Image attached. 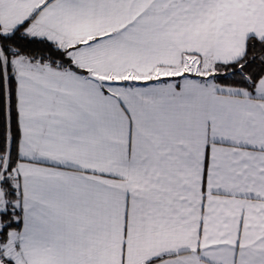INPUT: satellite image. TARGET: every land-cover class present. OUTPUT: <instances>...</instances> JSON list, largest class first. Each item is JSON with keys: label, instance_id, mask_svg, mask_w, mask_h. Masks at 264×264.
Here are the masks:
<instances>
[{"label": "snow or ice", "instance_id": "obj_1", "mask_svg": "<svg viewBox=\"0 0 264 264\" xmlns=\"http://www.w3.org/2000/svg\"><path fill=\"white\" fill-rule=\"evenodd\" d=\"M0 264H264V0H0Z\"/></svg>", "mask_w": 264, "mask_h": 264}]
</instances>
